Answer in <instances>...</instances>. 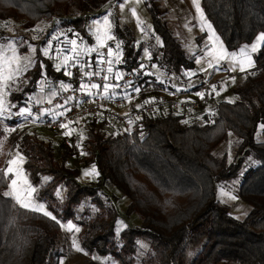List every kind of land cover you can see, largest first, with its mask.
<instances>
[{"label":"trees","instance_id":"16d2710c","mask_svg":"<svg viewBox=\"0 0 264 264\" xmlns=\"http://www.w3.org/2000/svg\"><path fill=\"white\" fill-rule=\"evenodd\" d=\"M106 1L0 0V17L25 18L30 26L40 18L59 16L62 26L91 39L87 16L81 12ZM73 5L79 13L71 12ZM201 6L229 49L251 41L264 29V0H201ZM149 7L154 28L163 39L161 56L155 59L166 72H180L191 60L157 8ZM114 32L121 41L119 66L132 70L140 55L133 30L116 22ZM253 58V72L235 87L240 97L219 100L211 120L194 117L184 121V111L162 102L151 110H139L129 129L120 128L104 115L98 120L116 125L115 132L88 118L63 126L76 122L86 125L85 163H96L100 176L129 198L128 210L140 214V225L123 227L118 234L114 203L99 184L78 181L76 168L65 164L73 150L66 145L60 161L50 142L15 128L9 141L12 146L18 143L25 156L24 169L37 186L36 195L53 215L23 206L7 195L8 176L0 168V264H56L53 246L61 229L59 220L67 219L80 224L79 239L85 250L110 255L118 264H136L140 239L148 242L140 264H264V126L263 139L255 136L258 123L264 124V41ZM91 65L97 68L99 62ZM69 75L38 51L26 70L22 91L32 94L43 77L51 79L58 89L70 83L80 85ZM112 75L113 71L108 77L114 79ZM160 83L146 76L130 87H158ZM111 90H116L114 85ZM140 91L142 97L146 90ZM10 98L23 102L21 93ZM228 130L240 137V151L245 148L256 160L243 172L237 187L238 195L251 205L243 218L233 216L216 196V182L233 177L242 161L240 156L227 164L212 152ZM43 175L48 176L44 182ZM60 183L65 185L63 200L56 193ZM85 199L94 210L85 209V216L78 219L76 209Z\"/></svg>","mask_w":264,"mask_h":264},{"label":"rangeland","instance_id":"374dc122","mask_svg":"<svg viewBox=\"0 0 264 264\" xmlns=\"http://www.w3.org/2000/svg\"><path fill=\"white\" fill-rule=\"evenodd\" d=\"M150 5L157 8L158 15L191 60V65L180 72H166L155 59L161 56L163 39L154 28ZM71 12L79 13L75 5L71 7ZM81 14L87 16L86 29L91 39L71 27L62 26L59 16L40 18L30 26L25 24V18L0 17V168L8 176L7 195L23 206L53 215L46 202L36 195L37 186L23 166L25 156L18 143L12 146L9 137L15 128L29 131L50 142L55 157L60 161L67 145L73 154L66 157L65 164L76 168L74 175L77 180L99 184L105 196L116 206L118 218L115 229L118 234L123 227L140 225L141 216L128 210L129 198L100 176L96 163H85L87 150L83 139L86 125L76 122L53 130L36 118L33 101L39 102L43 96L39 92L49 95L58 89L48 77L39 80L38 88L32 94L22 91L26 84V70L35 61L36 53L39 51L46 55L56 68L64 67L68 74L73 65H77L80 72H86L99 70L100 63L106 61L114 72V79L118 80L125 69L119 66L122 48L114 25L116 22L121 26L127 24L133 30L134 44L140 51L139 62L132 69L139 74L136 81L147 76L161 83L158 87L142 85L141 88L146 90L144 95L131 100L125 109L118 107V110L126 112L133 109V102L153 104L152 107L156 108L162 102L173 105L175 100L177 109L184 111V121L194 117L205 121L211 120L219 100L232 101L240 97L235 87L253 72L254 53L264 41V29L258 31L251 41L229 49L206 18L201 0H107ZM92 61L99 62L97 68L91 65ZM93 86L97 87L98 83ZM82 87L91 90L85 84ZM15 92L21 93L23 102L10 98ZM194 102H198V106H194ZM103 122L98 120L94 124H100L108 132L118 129L110 121ZM263 126L262 121L257 125L255 136L258 140L263 139ZM65 137L70 139V144L64 143ZM240 142V137L228 130L227 135L212 149L213 154L227 164L242 156L236 174L216 182L218 200L226 204L229 212L237 218H243L251 209V205L238 195L237 187L243 172L256 161L245 148L240 151ZM47 178L43 175L42 181ZM56 193L61 200L64 199V183L57 186ZM87 208L91 212L94 210L89 200L85 199L76 209L78 219L85 216ZM59 221L61 229L53 246L56 264H118L110 255L88 252L82 247L79 239L81 226L76 220ZM138 245L136 264H140L148 242L140 239Z\"/></svg>","mask_w":264,"mask_h":264},{"label":"built area","instance_id":"2783aa9c","mask_svg":"<svg viewBox=\"0 0 264 264\" xmlns=\"http://www.w3.org/2000/svg\"><path fill=\"white\" fill-rule=\"evenodd\" d=\"M70 78L76 79L80 85L72 83L66 84L62 89H55L51 94L43 95L39 102L33 101V111L36 118L45 127L53 130L62 128L68 122H74L79 118H88L97 121L102 115L106 118L114 119L124 129H129L136 118L139 110H149L153 104L146 103L138 109H130L126 112L118 110L120 106H126L131 100L140 95V90L130 87L132 82L139 79V74L133 70H126L118 80L111 79L108 74L112 71L106 61L101 62L99 70L80 72L77 65H73L70 70ZM111 82L118 93H109L100 89H94V83L100 86L102 83ZM91 87L85 90L82 85ZM177 102L173 101V106ZM198 106V102L193 103ZM64 143L70 144V139L65 137Z\"/></svg>","mask_w":264,"mask_h":264},{"label":"crops","instance_id":"0c3cea01","mask_svg":"<svg viewBox=\"0 0 264 264\" xmlns=\"http://www.w3.org/2000/svg\"><path fill=\"white\" fill-rule=\"evenodd\" d=\"M101 64V63H100ZM113 78H114V72H113ZM111 76V77H112ZM112 86H113V84L112 83H110V82H106V83H102L100 86H97V87H94L93 86V88L94 89H100V90H103V91H105V92H107V91H111V92H115L116 90H111L112 89ZM174 92H177L176 90H173ZM40 94H43V92H39ZM43 95H47V93H45V94H43ZM165 98V97H164ZM132 105H134L132 108L133 109H138L140 106H141V104H139V103H137V102H133L132 103ZM120 108H126V106H120ZM119 108V109H120ZM82 122H83V120H81Z\"/></svg>","mask_w":264,"mask_h":264}]
</instances>
